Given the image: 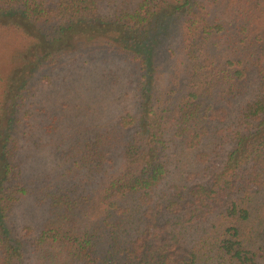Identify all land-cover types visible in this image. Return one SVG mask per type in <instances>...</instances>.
I'll return each mask as SVG.
<instances>
[{"label": "trees", "instance_id": "1", "mask_svg": "<svg viewBox=\"0 0 264 264\" xmlns=\"http://www.w3.org/2000/svg\"><path fill=\"white\" fill-rule=\"evenodd\" d=\"M0 17V264H264V0Z\"/></svg>", "mask_w": 264, "mask_h": 264}, {"label": "rangeland", "instance_id": "2", "mask_svg": "<svg viewBox=\"0 0 264 264\" xmlns=\"http://www.w3.org/2000/svg\"><path fill=\"white\" fill-rule=\"evenodd\" d=\"M1 18V17H0ZM4 19V18H1ZM107 26L103 27V29H106ZM77 28H82L83 30H88L91 33L98 31L96 26L92 25H78ZM101 31V30H100ZM69 35L67 34L65 37H68ZM30 206V205H29ZM29 206L26 203L21 204L20 206L17 207L16 209V222H19V230L18 233L20 234L21 237H32L35 234V228L37 227V222L39 218L41 217V214H38L37 211H34L33 208ZM34 223V224H33ZM29 225L30 230L27 228H24L26 225Z\"/></svg>", "mask_w": 264, "mask_h": 264}]
</instances>
